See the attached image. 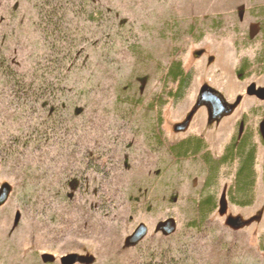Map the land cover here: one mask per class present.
<instances>
[{
	"label": "rangeland",
	"instance_id": "rangeland-1",
	"mask_svg": "<svg viewBox=\"0 0 264 264\" xmlns=\"http://www.w3.org/2000/svg\"><path fill=\"white\" fill-rule=\"evenodd\" d=\"M88 1L103 13L101 26H78L82 52L43 92L55 102L28 97L19 118L0 76V187L12 188L0 207V264H44L43 254L53 264L70 255L91 264H264V101L247 93L264 88V0ZM36 18L29 1L0 0L6 66L26 87L47 68L38 64ZM175 63L192 76L180 95L167 79ZM204 86L236 103L233 114L210 124L206 107L195 111ZM242 121L257 146L249 206L231 201L237 162L208 189L202 154L177 158L170 149L203 136L205 153L219 160ZM208 194L218 209L202 223ZM171 217L176 233L156 234ZM229 218L248 223L235 229ZM142 223L147 237L126 249Z\"/></svg>",
	"mask_w": 264,
	"mask_h": 264
},
{
	"label": "trees",
	"instance_id": "trees-1",
	"mask_svg": "<svg viewBox=\"0 0 264 264\" xmlns=\"http://www.w3.org/2000/svg\"><path fill=\"white\" fill-rule=\"evenodd\" d=\"M32 3L36 11L35 26L38 29L41 37L44 50L43 58L38 64L45 63L46 71L41 77L33 78L32 83L35 86L26 87L23 79L25 77L10 66H6V59L2 52L0 44V76L3 83L7 86L9 93V101L11 109L17 111L19 118L24 116L26 109L22 103L29 97L38 96V101L42 100L44 106L51 103V99L55 102L56 96H44V91L55 89L53 84H50L51 76L55 71L63 73L78 59L77 55L82 52L83 45L86 40L82 35V31L78 28L80 24L90 26L98 29L101 26V19L103 13L97 11V6H93L88 0H27ZM264 54V51H263ZM239 76L241 69L238 70ZM192 76L181 67L180 63L172 64L167 74V79L179 84L180 95L182 87L186 86L191 81ZM67 77L61 85H65ZM40 82V84L38 83ZM51 87V88H50ZM34 96V97H35ZM29 101V100H28ZM27 102V101H26ZM25 102V103H26ZM53 102V103H54ZM27 108V107H26ZM163 128V122L160 126ZM239 138L233 139L226 148L224 155L215 160L206 151L205 138H188L180 144L171 145V151L177 158L191 157L196 158L202 154L203 161L209 167V180L207 181V188L213 189L219 184L221 170L226 165H232L235 162L239 164L238 171L235 177V183L231 188V201L238 205H251L254 197V187L256 181V157L257 146L253 139L248 135L243 138L240 134ZM199 213L203 216L201 222L205 223L208 216L218 209L217 196L209 195L199 202Z\"/></svg>",
	"mask_w": 264,
	"mask_h": 264
},
{
	"label": "water",
	"instance_id": "water-1",
	"mask_svg": "<svg viewBox=\"0 0 264 264\" xmlns=\"http://www.w3.org/2000/svg\"><path fill=\"white\" fill-rule=\"evenodd\" d=\"M248 95L255 96L259 100L264 101V88L257 89L254 85L250 86L247 91ZM201 107H206L209 111V123L213 124L214 122L220 121L223 117L230 115L235 109L234 104H229L220 92L214 90L209 86H204L197 98L195 111ZM191 117L183 123L176 127L177 132H183L187 129L190 123ZM262 132L264 133V124H262ZM11 186L8 183L3 184L0 187V207L3 206L8 200L11 194ZM223 203V201H222ZM222 205V210L225 208L224 204ZM18 222V217L16 218V223ZM228 225L232 228L238 229L242 228L248 222H244L241 218L237 219H228ZM178 228L177 221L175 218H168L164 221H160L156 224L154 232L156 234H162L165 237H169L176 233ZM148 228L145 224H139L137 228L133 231L131 235H129L124 241V247L126 249L134 248L138 246L148 235ZM42 261L44 264H53L56 261V258L50 254H43ZM62 264H91L92 260L89 258L70 255L68 257H63L61 259Z\"/></svg>",
	"mask_w": 264,
	"mask_h": 264
},
{
	"label": "flooded vegetation",
	"instance_id": "flooded-vegetation-1",
	"mask_svg": "<svg viewBox=\"0 0 264 264\" xmlns=\"http://www.w3.org/2000/svg\"><path fill=\"white\" fill-rule=\"evenodd\" d=\"M235 106L237 105L236 103L234 104ZM237 107V106H236ZM236 107H235V109H236ZM235 109L233 110V112L235 111ZM233 112L231 113V114H233ZM230 114V115H231ZM208 115H209V111H208ZM229 116V115H228ZM225 117H227V116H225ZM225 117H223L222 119H224ZM221 119V120H222ZM220 120V121H221ZM208 121H209V119H208ZM220 121H218L217 123H219ZM216 122H214L213 124H215ZM211 126V125H210ZM240 130H241V132H240V134H241V136H242V138H243V136L246 134V127H245V123L242 121L241 123H240ZM245 127V128H244ZM203 137V136H202ZM204 138V137H203Z\"/></svg>",
	"mask_w": 264,
	"mask_h": 264
}]
</instances>
